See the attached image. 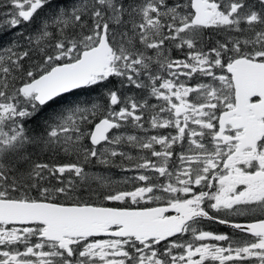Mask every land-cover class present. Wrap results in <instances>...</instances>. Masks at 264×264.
Here are the masks:
<instances>
[{
	"label": "snow or ice",
	"instance_id": "obj_1",
	"mask_svg": "<svg viewBox=\"0 0 264 264\" xmlns=\"http://www.w3.org/2000/svg\"><path fill=\"white\" fill-rule=\"evenodd\" d=\"M0 264H264V0H0Z\"/></svg>",
	"mask_w": 264,
	"mask_h": 264
},
{
	"label": "rangeland",
	"instance_id": "obj_2",
	"mask_svg": "<svg viewBox=\"0 0 264 264\" xmlns=\"http://www.w3.org/2000/svg\"><path fill=\"white\" fill-rule=\"evenodd\" d=\"M93 171H105L103 168H102V166H99V168H96V169H93ZM112 175H113V178L114 179H117V180H119L123 175H125L124 173H118L117 171L116 172H113L112 173Z\"/></svg>",
	"mask_w": 264,
	"mask_h": 264
},
{
	"label": "trees",
	"instance_id": "obj_3",
	"mask_svg": "<svg viewBox=\"0 0 264 264\" xmlns=\"http://www.w3.org/2000/svg\"><path fill=\"white\" fill-rule=\"evenodd\" d=\"M98 96H99V93L98 92H94V93H92V98L93 99H98ZM96 168H99V165H96L93 169H96ZM112 171V173L113 172H118L119 174L121 173L120 171H119V169H112L111 170ZM130 175V174H129Z\"/></svg>",
	"mask_w": 264,
	"mask_h": 264
},
{
	"label": "flooded vegetation",
	"instance_id": "obj_4",
	"mask_svg": "<svg viewBox=\"0 0 264 264\" xmlns=\"http://www.w3.org/2000/svg\"><path fill=\"white\" fill-rule=\"evenodd\" d=\"M212 227H213V228H219V226H215V225H213Z\"/></svg>",
	"mask_w": 264,
	"mask_h": 264
}]
</instances>
